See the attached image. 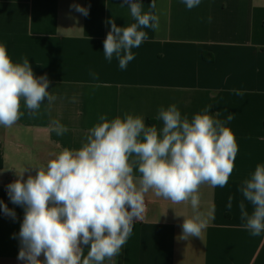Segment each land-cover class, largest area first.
<instances>
[{
	"label": "crops",
	"instance_id": "crops-1",
	"mask_svg": "<svg viewBox=\"0 0 264 264\" xmlns=\"http://www.w3.org/2000/svg\"><path fill=\"white\" fill-rule=\"evenodd\" d=\"M122 2L0 0V45L14 62L28 58L37 77L47 75L56 96L35 116L22 102L25 114L0 127V201L15 212L0 210V264H24L18 259L24 209L7 191L17 173L28 169L26 179L54 153L79 148L102 114L140 115L151 126L160 123L158 110L173 103L189 117L209 105L220 119L234 116L228 125L238 142L233 172L225 187L203 184L196 193L201 238H180L184 217L193 216L190 202L176 204L149 190L144 221L135 222L117 264H264V233L252 236L239 209L242 181L264 163V0H202L191 10L181 0H156L160 29H144L149 38L132 49L135 58L125 70L103 54L107 21L134 22ZM140 2L148 11L151 0ZM54 121L67 128L63 135L53 131Z\"/></svg>",
	"mask_w": 264,
	"mask_h": 264
},
{
	"label": "clouds",
	"instance_id": "clouds-1",
	"mask_svg": "<svg viewBox=\"0 0 264 264\" xmlns=\"http://www.w3.org/2000/svg\"><path fill=\"white\" fill-rule=\"evenodd\" d=\"M181 2L191 10L202 0ZM123 5L134 22L121 27L114 18L107 21L111 27L103 42L105 59L111 62L115 57L121 70L135 58L132 49L148 40L144 29H160L156 0L148 11L140 0H123ZM72 7L88 15L87 8ZM49 84L47 75L34 74L28 58L14 62L0 45V127H12L25 114L22 102L31 116L45 100L54 102ZM218 117L210 105L189 117L175 103L161 107L155 117L160 123L151 126L140 115L108 119L102 114L79 148L54 153L46 164L32 167L35 174L26 179L28 169L17 173L7 191L11 202L24 209L18 259L24 264H117L135 222L143 219L149 190L176 204L190 202L193 216H183L180 238H201L205 224L196 193L203 184L225 187L238 154L237 139L228 126L234 116ZM53 131L59 136L67 128L54 121ZM239 191L244 198L239 203L242 226L259 236L264 233V163L255 166ZM244 201L251 204V213ZM231 208L229 197L227 209ZM0 210L15 217L2 201Z\"/></svg>",
	"mask_w": 264,
	"mask_h": 264
},
{
	"label": "built area",
	"instance_id": "built-area-1",
	"mask_svg": "<svg viewBox=\"0 0 264 264\" xmlns=\"http://www.w3.org/2000/svg\"><path fill=\"white\" fill-rule=\"evenodd\" d=\"M145 205H146V211H145V213H144L143 219H142V220H137L138 222H143V221H144V218H145L146 213H147V211H148V204H147L146 202H145Z\"/></svg>",
	"mask_w": 264,
	"mask_h": 264
}]
</instances>
